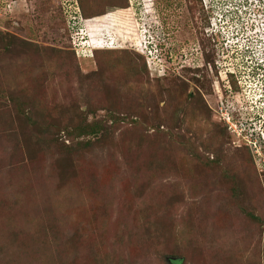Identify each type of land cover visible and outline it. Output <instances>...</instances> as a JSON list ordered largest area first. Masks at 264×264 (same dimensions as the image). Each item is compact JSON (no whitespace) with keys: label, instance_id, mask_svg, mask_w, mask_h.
Segmentation results:
<instances>
[{"label":"rangeland","instance_id":"1","mask_svg":"<svg viewBox=\"0 0 264 264\" xmlns=\"http://www.w3.org/2000/svg\"><path fill=\"white\" fill-rule=\"evenodd\" d=\"M243 2L0 0V264H264Z\"/></svg>","mask_w":264,"mask_h":264},{"label":"flooded vegetation","instance_id":"2","mask_svg":"<svg viewBox=\"0 0 264 264\" xmlns=\"http://www.w3.org/2000/svg\"><path fill=\"white\" fill-rule=\"evenodd\" d=\"M249 55H253V74L258 77V73L264 68V64L259 60V57H257V54L254 51L251 50V54ZM214 63L217 68L220 69L221 63L217 61L216 58L214 59ZM255 79L258 81V78L254 77V80ZM228 103H230V101H228L227 104ZM230 109L233 111V121L235 125L241 128L245 134L250 133L251 136L258 138L259 141H261L264 157V99H237V101H234V103L230 105L228 111ZM215 111V119L217 122H220L223 114L221 113L222 110L219 104H217ZM228 114H230V112H228ZM254 159L256 162L255 157ZM257 165L256 162V166Z\"/></svg>","mask_w":264,"mask_h":264},{"label":"clouds","instance_id":"3","mask_svg":"<svg viewBox=\"0 0 264 264\" xmlns=\"http://www.w3.org/2000/svg\"><path fill=\"white\" fill-rule=\"evenodd\" d=\"M259 1L260 0H244V2L242 3L243 5H241L240 7H237V9L236 10H238L237 12H239V10H240V8H243V10H245V12H247V8L249 9V10H251L252 9V7L251 6H256L257 8H258V6H261V5H264V0L261 2V3H259ZM235 10V11H236ZM244 13V12H243ZM239 14H240V12H239ZM241 16H242V14H240V16H239V20H241L240 18H241ZM256 18V17H255ZM245 20V19H244ZM256 21V25H263L264 24V20H262V21H257V19L255 20ZM254 24V23H253ZM245 26V25H244ZM255 26V25H254ZM250 27V29H252L253 28V25H251V26H249ZM262 27H264V26H262ZM262 27H260V28H262ZM250 29H248V30H250ZM239 30H241V31H239V33L240 32H242V29H239ZM233 36V35H232ZM237 36H233L232 38H236ZM256 42V45H258V44H262V46L259 48L260 49V51H261V48L264 46V39L262 38V37H258L257 38V40L255 41ZM152 43H153V41H151V39L148 41V48L150 49V50H152ZM258 49V50H259ZM257 50V51H258ZM256 51V52H257ZM255 52V53H256ZM262 71V70H261ZM260 71V72H261ZM263 92V91H262ZM262 96L264 97V92H263V94H262Z\"/></svg>","mask_w":264,"mask_h":264},{"label":"built area","instance_id":"4","mask_svg":"<svg viewBox=\"0 0 264 264\" xmlns=\"http://www.w3.org/2000/svg\"><path fill=\"white\" fill-rule=\"evenodd\" d=\"M226 119H228L230 121V118L229 117H225ZM231 122V121H230ZM230 129L233 128L232 127V124H230ZM250 142H251V149L253 150L254 152V157L256 158V162H257V166L258 168H260V170H263L264 169V157H263V152H262V144H261V141L257 140V139H250Z\"/></svg>","mask_w":264,"mask_h":264},{"label":"trees","instance_id":"5","mask_svg":"<svg viewBox=\"0 0 264 264\" xmlns=\"http://www.w3.org/2000/svg\"><path fill=\"white\" fill-rule=\"evenodd\" d=\"M114 16V15H113ZM113 16H110V14L109 15H106L105 17H113ZM116 16H118V14L116 15ZM115 16V17H116ZM103 18H104V15L102 16ZM99 18L97 17V18H95L94 20H96V21H100V20H98ZM98 42V41H97ZM98 45L96 46L98 49H102V48H105V46H102V42H100V43H97ZM248 150H249V152H250V155L252 156V159H253V161L255 160L254 159V155H252V152H253V150L252 149H250V148H247ZM251 150H252V152H251ZM254 153V152H253ZM256 162L254 161V164H255ZM255 166H256V164H255ZM256 168L258 169V167L256 166ZM259 170H260V168H259ZM260 172H264V169L263 170H260Z\"/></svg>","mask_w":264,"mask_h":264}]
</instances>
